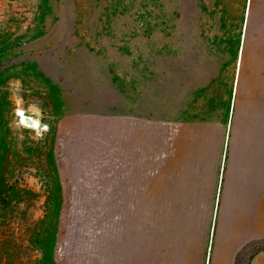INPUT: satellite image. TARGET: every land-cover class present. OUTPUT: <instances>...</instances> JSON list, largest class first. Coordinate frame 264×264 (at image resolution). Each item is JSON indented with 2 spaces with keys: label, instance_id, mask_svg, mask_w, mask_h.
Here are the masks:
<instances>
[{
  "label": "rangeland",
  "instance_id": "374dc122",
  "mask_svg": "<svg viewBox=\"0 0 264 264\" xmlns=\"http://www.w3.org/2000/svg\"><path fill=\"white\" fill-rule=\"evenodd\" d=\"M247 3L0 0V264H206L208 244L213 264L226 187L257 185L237 263L264 264V0L237 77Z\"/></svg>",
  "mask_w": 264,
  "mask_h": 264
},
{
  "label": "crops",
  "instance_id": "0c3cea01",
  "mask_svg": "<svg viewBox=\"0 0 264 264\" xmlns=\"http://www.w3.org/2000/svg\"><path fill=\"white\" fill-rule=\"evenodd\" d=\"M226 190L230 191V195L224 196L222 200L219 236L215 244L213 264H238L237 258L243 246L260 235L258 185L247 188L226 187ZM235 194L245 195L237 197ZM211 237L209 231L208 238ZM259 253L258 251L253 255L251 264H257Z\"/></svg>",
  "mask_w": 264,
  "mask_h": 264
},
{
  "label": "bare ground",
  "instance_id": "6f19581e",
  "mask_svg": "<svg viewBox=\"0 0 264 264\" xmlns=\"http://www.w3.org/2000/svg\"><path fill=\"white\" fill-rule=\"evenodd\" d=\"M247 10L245 11L246 14L244 16V26H243V31H242V37H241V44L239 45L238 48V59H237V77L241 68V61H242V56H243V51H244V46H245V35H246V30H247V23H248V19H249V12H250V3L251 0H247ZM238 80V78H236V81ZM15 115L17 117L18 120V124L20 126H22L25 129H29V130H35L38 132L44 131L46 130V127L42 124H40V122L29 115H26L23 110L21 109H16L15 110ZM211 239H213V235L211 237ZM209 240V239H208ZM206 251L208 254H206V264H209V258H210V254L212 252V246H210L209 244L207 245Z\"/></svg>",
  "mask_w": 264,
  "mask_h": 264
},
{
  "label": "trees",
  "instance_id": "16d2710c",
  "mask_svg": "<svg viewBox=\"0 0 264 264\" xmlns=\"http://www.w3.org/2000/svg\"><path fill=\"white\" fill-rule=\"evenodd\" d=\"M244 48H245V46H244ZM244 52V51H243Z\"/></svg>",
  "mask_w": 264,
  "mask_h": 264
}]
</instances>
